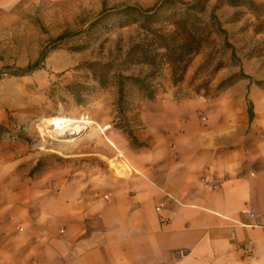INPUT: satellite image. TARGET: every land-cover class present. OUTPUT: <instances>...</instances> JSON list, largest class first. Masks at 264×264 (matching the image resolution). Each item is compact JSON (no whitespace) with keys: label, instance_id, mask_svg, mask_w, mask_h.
<instances>
[{"label":"rangeland","instance_id":"rangeland-1","mask_svg":"<svg viewBox=\"0 0 264 264\" xmlns=\"http://www.w3.org/2000/svg\"><path fill=\"white\" fill-rule=\"evenodd\" d=\"M160 1L8 0L0 4V122L11 129L0 138V264H57L55 256L37 253L41 248L35 244L41 236L33 233L32 223L40 215L56 216V204L45 199L56 193L59 183L79 172L83 178L97 173L103 177L104 165L95 168L98 160L85 154L114 150L115 160L97 157L118 176H127L113 166L131 164L120 142L123 138L134 150L138 145L124 132L127 122L118 112V77L146 75L151 69L128 70L123 65L126 54L145 34L137 25L123 24L120 13L129 6L152 8ZM253 1L264 5V0ZM218 5L217 15L232 48L224 45L223 38L213 37L215 42L194 58L177 85L165 68L156 81L159 90L154 102L132 86L126 89L127 104L132 106L129 126L139 145L146 146L144 115H169L178 122L193 116L215 119L220 112L238 109L229 102L234 86L219 90L224 80L243 73L264 83V8L256 11L211 0L202 17L207 21ZM63 35L65 40L59 41ZM42 56L39 70L15 76ZM92 64L99 66L92 69ZM255 99L261 102L258 114L264 119V88H258ZM53 117L94 122L66 138L40 129L43 121Z\"/></svg>","mask_w":264,"mask_h":264},{"label":"crops","instance_id":"crops-1","mask_svg":"<svg viewBox=\"0 0 264 264\" xmlns=\"http://www.w3.org/2000/svg\"><path fill=\"white\" fill-rule=\"evenodd\" d=\"M230 95L233 100L227 101L238 109L215 119L178 122L169 115H144L146 146L134 150L119 140L131 164L113 166L127 176L97 157L115 160L114 150L85 154L106 171L88 178L75 173L47 196L57 214L34 219L32 231L41 236L37 253L55 256L57 264H264V119L255 99L258 87L241 80ZM160 188L178 200L162 211ZM247 209L255 217L245 214ZM176 251L185 256L176 257Z\"/></svg>","mask_w":264,"mask_h":264},{"label":"trees","instance_id":"trees-1","mask_svg":"<svg viewBox=\"0 0 264 264\" xmlns=\"http://www.w3.org/2000/svg\"><path fill=\"white\" fill-rule=\"evenodd\" d=\"M211 0H191L180 2L177 0H162L155 6L148 9L127 7L121 11L120 16L125 25H137L145 34L144 38L133 45L123 61V65L128 70L137 66H146L151 70L143 75H124L119 74V98L118 112L123 120L127 122L124 132L128 135L132 144H138V140L131 130V122L128 113L132 112V106L127 104L126 89L129 86L136 88L146 100L154 102L159 90L156 81L163 77L164 69H169L172 81L175 85L181 83L184 76L196 56L204 47L215 42L213 37L223 38L226 47L232 48L229 43V36L223 23L220 21L217 11L221 6H216L211 11L209 19L206 21L202 16L208 13ZM229 6H246L250 9L260 10L264 5H258L253 0H226ZM59 41L65 40V36H60ZM235 57V52L233 51ZM22 70L16 77L30 76L40 69L41 60ZM99 66L92 64L91 68ZM106 65L101 68H106ZM241 80H249L251 85L264 88V83L255 82L251 77L241 73L235 77L224 80L219 85V90L231 88ZM250 119L254 117L252 104L249 102ZM134 109V108H133ZM11 129L6 124L0 122V138L9 134ZM137 147V146H136ZM39 166H37L36 170Z\"/></svg>","mask_w":264,"mask_h":264},{"label":"bare ground","instance_id":"bare-ground-1","mask_svg":"<svg viewBox=\"0 0 264 264\" xmlns=\"http://www.w3.org/2000/svg\"><path fill=\"white\" fill-rule=\"evenodd\" d=\"M94 121L90 119L73 120L65 117H53L43 121L39 127L44 133H52L60 137H68L81 132L83 128L92 125ZM92 127V126H91Z\"/></svg>","mask_w":264,"mask_h":264},{"label":"built area","instance_id":"built-area-1","mask_svg":"<svg viewBox=\"0 0 264 264\" xmlns=\"http://www.w3.org/2000/svg\"><path fill=\"white\" fill-rule=\"evenodd\" d=\"M206 180H207V178H206ZM219 186H220V183H217V184H214L212 186V188L217 189ZM160 192L163 194L164 199H163V201L159 202V204L157 206V210L158 211H162L163 209H165L168 202H171V201L178 202L176 196H174L170 192L166 191L164 188H160ZM244 213L249 215V216H251V217H255V212L252 209H247V210L244 211ZM236 224H238V225H240L242 227H248L249 226V225H247L245 223H241V222H236ZM256 226H258V225H256ZM261 227H264V224H262ZM175 255H176V257H179V258H183L185 256L183 251H176Z\"/></svg>","mask_w":264,"mask_h":264}]
</instances>
